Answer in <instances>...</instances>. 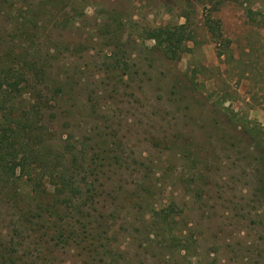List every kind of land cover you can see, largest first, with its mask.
I'll use <instances>...</instances> for the list:
<instances>
[{
    "label": "rangeland",
    "instance_id": "374dc122",
    "mask_svg": "<svg viewBox=\"0 0 264 264\" xmlns=\"http://www.w3.org/2000/svg\"><path fill=\"white\" fill-rule=\"evenodd\" d=\"M159 28L183 32L177 60ZM7 68L43 70L16 105L47 103L56 174L68 151L103 155L56 203L78 247L20 219L58 201L56 179L0 192V264H264V0H0Z\"/></svg>",
    "mask_w": 264,
    "mask_h": 264
},
{
    "label": "trees",
    "instance_id": "16d2710c",
    "mask_svg": "<svg viewBox=\"0 0 264 264\" xmlns=\"http://www.w3.org/2000/svg\"><path fill=\"white\" fill-rule=\"evenodd\" d=\"M209 30L212 36H216V23H213V25L210 23ZM182 34V31L159 28L149 33L147 37L154 40L167 57L172 60H177L179 47L183 39ZM33 80L38 82L44 80L43 70L41 68L36 71L33 70L32 75L26 74V72H18L13 68L0 71V192L8 196L10 200L15 201L20 197L19 192L22 190V184H24L32 188V194L36 198V194L34 195V193L40 186V180H43L41 178L42 175L47 174L49 180L56 179V185L58 187H56L55 194L53 195L58 196V201L51 202L50 205L48 204L37 212L34 211L33 213L35 214L31 216L28 213L32 211L28 209L27 215L24 213L26 219H24V216H21L20 219L23 223H29V221L33 223V220L35 221L33 224L37 226L39 224L45 226L47 223H52L50 227H46L48 231V239L46 241L56 247H78L81 243L79 241V235L73 233L76 222L74 221V224L66 223L60 217L59 214L60 212L62 213V209H59L60 207L58 208L56 203L58 202L60 205L63 203L65 206L67 204L68 206L73 204L70 199L79 193L77 182L79 183L81 181L79 179L76 182L74 179L77 176L76 168L82 172L81 178L83 182L86 181L84 186H87V180L92 182L90 177L95 176L92 173L96 169L95 159L96 157L100 158L103 154L95 148H92V155H88L81 150L71 151V153L68 151L71 162L74 161L72 164L76 163L75 167L71 165L70 174L63 171L57 174L55 173L56 166L49 159L51 153H49V147L46 146L45 121L43 119L41 121H33L35 116H38L39 119L44 118L43 113L48 108L46 106L47 103L37 101L36 104L24 109L16 105L17 98L21 96L24 87ZM22 84L24 85L22 86ZM38 93L41 96L39 91ZM43 96L45 97V95ZM87 159L89 163L84 166L82 162H86ZM36 164L38 166L34 168L32 165ZM23 176L26 179L24 183L21 181ZM260 181L258 191L264 193V180ZM10 184L14 185L15 189L9 190ZM4 190L5 192L7 191V194H4ZM93 190L92 192L89 189V193L84 191L82 197L85 198L86 203H92L97 192L94 185ZM21 209L22 211L24 210L23 208ZM54 216H57V221H53L52 217ZM12 264H16L15 260Z\"/></svg>",
    "mask_w": 264,
    "mask_h": 264
}]
</instances>
